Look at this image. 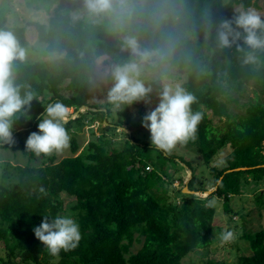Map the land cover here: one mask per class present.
I'll return each instance as SVG.
<instances>
[{
	"label": "trees",
	"instance_id": "trees-1",
	"mask_svg": "<svg viewBox=\"0 0 264 264\" xmlns=\"http://www.w3.org/2000/svg\"><path fill=\"white\" fill-rule=\"evenodd\" d=\"M13 1L1 0L0 30L12 31L25 48L32 28L45 44V52L55 56L13 64L21 95L31 92L33 100L16 114L12 135L29 159L40 163L16 164L11 169L9 163L0 166V249L5 251L0 264H183L191 252L200 257L189 264H220L208 257L215 229L212 197L223 200L229 212L230 198L252 185L255 204L264 208V50L255 51V62L245 63L244 52L236 44L221 48L215 40L216 27L233 19L235 6L248 8L256 0H121L125 12L116 22L108 17L110 13L70 16L60 12L83 0H22L26 6L43 2L53 7L54 14L47 22L10 23L7 13ZM209 21L213 27L206 39ZM129 35L137 38L142 51L154 56L156 68L172 65L185 73L182 87L195 98L192 111L203 114L194 137L187 141L202 156L199 175L182 155L143 143L135 125L128 127L130 133H125L120 147L101 136L78 154L57 162L53 155H38L26 147L47 105L57 101L75 110L87 105L93 109L79 113L77 119L87 113L100 115L103 122L108 107L105 103L106 110H100L89 103L90 87L93 81L103 86L99 72L105 65L109 79L115 65L132 59L124 46ZM237 44L246 49L242 40ZM99 60L102 66L97 72ZM160 85L157 80L150 87ZM249 85L255 96L241 101ZM207 109L223 123L222 129L212 124ZM71 123H65V128ZM103 128L114 131L117 127L107 120ZM70 141L74 153L79 145L74 136ZM11 145L0 142V147ZM225 145L231 151L221 164H210ZM168 166L191 171L190 190L205 192L208 185L215 189L204 198L183 193L182 188L172 195L164 177L172 174ZM237 167L248 168L227 171ZM61 192L73 199L64 203ZM66 211L78 223L81 239L74 249L52 256L35 238L33 228L43 215L65 216ZM138 235L143 237L142 244L132 251ZM240 237L248 241L251 253L238 255L236 264H264V230L245 231Z\"/></svg>",
	"mask_w": 264,
	"mask_h": 264
},
{
	"label": "clouds",
	"instance_id": "clouds-1",
	"mask_svg": "<svg viewBox=\"0 0 264 264\" xmlns=\"http://www.w3.org/2000/svg\"><path fill=\"white\" fill-rule=\"evenodd\" d=\"M114 3L115 0H83V8L89 15L99 16L111 12ZM208 27L206 39L213 27L210 21ZM215 40L221 48H230L236 44L237 50L244 52L245 63L255 62V51L264 50V18L254 8L241 5L233 19L225 20L216 27ZM240 40L247 50L237 44ZM124 46L132 59L111 69L113 83L108 93L109 101L117 107L140 101L146 105L151 104L149 97L153 90L146 87L139 77L141 65L152 54L142 51L133 35L124 38ZM25 57L26 49L19 44L14 33L0 30V142L14 143V118L33 100L31 92L21 95V86L15 82L13 73L14 62L23 61ZM194 101L195 98L179 86L175 89L167 86L163 88L158 94V103L142 118L141 126L150 133L152 145L170 152L178 144L186 143L194 137L203 118L201 112L192 111ZM68 111L67 106L59 101L47 105L37 125L38 130L29 134L26 147L38 155L66 149L70 141L65 128ZM33 232L52 256L58 255L61 250L74 249L81 239L79 225L70 216L43 215L41 223L33 228ZM233 236L231 230L221 233L225 243L230 242Z\"/></svg>",
	"mask_w": 264,
	"mask_h": 264
},
{
	"label": "rangeland",
	"instance_id": "rangeland-1",
	"mask_svg": "<svg viewBox=\"0 0 264 264\" xmlns=\"http://www.w3.org/2000/svg\"><path fill=\"white\" fill-rule=\"evenodd\" d=\"M120 1L121 0H115L113 10L109 12L110 15L108 17L114 22L121 19V16L123 15L122 13L125 12V7L123 6V4H121ZM255 4L256 5L248 8H254L261 14V16H264V0H256ZM35 5L38 6L35 7ZM239 7L240 6H235V9H238ZM60 12L70 16L76 13L89 15L84 10L83 3L66 7ZM53 14V7L48 6L43 2H37L36 4L26 6L22 0H14L11 3V10L7 13V18L9 19L10 23L16 21L24 22L28 20H39L42 22H47L49 17ZM26 36L29 44L27 47H25L26 57L24 60L26 62H33L39 59H49L55 56H52V54L49 55L45 52V44L37 40L36 32L34 29L30 28ZM155 65L156 63L154 61V56L151 55L150 58L141 65L139 77L144 82L146 87H150L151 83L157 80L161 83V85L157 89H153L152 93L150 94L149 99L151 100V104L146 105L143 101H140L134 102L131 105H120V107H117L116 105L111 103L108 98V93L113 83L110 76L109 79L105 78L109 67L105 65L103 72H99V68L102 66V63L99 60L97 62V72L102 74H100L102 76L100 77V79L103 80L104 84L103 86H101L98 82H92V85L90 87V92L92 95L89 99V103L91 105H99L100 107L97 109L100 110H106V108L103 107V105L106 103L109 113L108 116L104 117V119L106 122L108 120V124L112 125L113 128H115V126L117 128L114 131L113 129H110L108 131L104 130L103 126H106L107 124L105 123L104 119L102 122L100 115L92 116L85 113L86 116L84 118L77 119V117H80V114L75 113L74 107H67L69 111L66 118L67 121L65 123L72 121V126L70 125L69 129L66 130L68 131L70 139L72 136H74L79 146L76 152L72 153L70 146L71 141H69V146L66 149L50 154L55 157V162L59 161L63 157L78 154L84 147H86L89 141H99L102 138L101 136L110 139L109 141H113L115 147H120L123 141L126 139L125 133H127V131L124 129V127L128 129L129 126H132V128H134L135 126L137 127L138 130H136V135L141 139L143 143H146L149 146H154L151 144L150 133L147 131V129L141 126L142 118L150 108H154L158 103V94L163 90L164 87L167 86L175 89L177 86H179L183 89L182 83L186 79L185 73L178 72L177 68L172 65H164L162 68H156ZM244 94L245 95L241 101H245L248 98L255 96L254 92H252L251 85L247 87ZM262 101L264 102V97ZM82 111L83 112L80 113H84L86 110L83 109ZM235 111H238V113H242L243 108L241 107L238 110L235 107ZM206 112L212 124L220 126V129H222L223 123L218 120V117L214 116L208 109L206 110ZM173 151L176 154L182 155L186 160H189L196 167L197 174H200L201 169L203 168V166L199 165V162H201L202 160V156L199 150L196 149V145L187 142L178 144L173 149ZM230 151L231 148L229 145L223 146L214 154L209 163L221 164L224 157ZM4 163H9L8 168L11 169L10 166H14L16 164H19L21 166H34L40 162L39 160L33 158L29 159L25 149L20 146L19 142L15 141L13 143V146L11 145L7 147H0V166L1 164L5 165ZM176 169L177 170H175L173 166H168L166 170L172 174H169L167 177L164 176L166 186L168 188V193H171L172 195H176L178 189H183L185 182L191 173V171L187 167H176ZM205 174H207V171L205 172ZM8 178L10 181V177ZM14 181L15 180H13V182ZM6 182L8 183V179H6ZM10 183L12 182L10 181ZM167 183H169V185ZM213 188L214 187L208 185L207 189L210 190ZM252 189L254 188L252 187V185H250L243 190L242 194L232 196L229 201V205L232 210L229 212L225 211L223 207V200H218L217 198L212 197V203L215 207V211L211 224L215 227V229L212 233L213 241L208 248V257L216 259L220 262V264L221 262H223L222 264H236L238 255H247L251 253V251L249 250L248 241L240 237L243 232H255L260 229L264 230V208L259 209L255 204V198L252 194ZM206 191H198L195 195L200 198H204L208 194H210ZM60 198L64 203H68L73 199L72 196L67 195L64 192L60 193ZM65 216L72 217V212L66 211ZM217 227L220 228V231L216 230ZM225 230H231L234 234L233 239L227 243L223 242L221 239V233ZM138 237L139 238L136 239L131 247L132 251H136L142 244L143 237L139 235ZM199 251H204V249ZM0 256H5V251L3 249H0ZM199 257V253L191 252L183 258V264H189V262H191L192 260H197Z\"/></svg>",
	"mask_w": 264,
	"mask_h": 264
},
{
	"label": "water",
	"instance_id": "water-1",
	"mask_svg": "<svg viewBox=\"0 0 264 264\" xmlns=\"http://www.w3.org/2000/svg\"><path fill=\"white\" fill-rule=\"evenodd\" d=\"M88 108H89V106H87V105H81L80 107H78V108L75 110V113L83 112V111H82L83 109L86 110V109H88ZM66 121H67V120H66ZM66 121H65V122H66ZM104 121H105V119H104ZM105 123L107 124L106 121H105ZM118 128H123V127H118ZM124 129L127 131V133H130L129 129H127V128H125V127H124ZM3 144H4V142H3ZM247 168H248V167H237V168H234V169H229V170H227V171H231V170H240V169H247ZM190 178H191V173H190L189 177L187 178V180H186V182H185V185H184V187H183V189H182V192H183V193H190V194H197V191H194V190H190V189H188V181H189ZM219 181H220V179L217 181V183H219ZM213 189H215V187H214ZM213 189L207 190L206 192H207V193H210Z\"/></svg>",
	"mask_w": 264,
	"mask_h": 264
}]
</instances>
